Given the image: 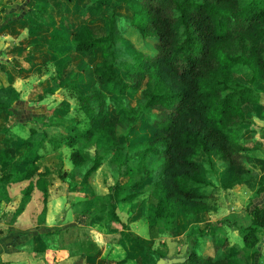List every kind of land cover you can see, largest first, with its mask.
Here are the masks:
<instances>
[{"label":"trees","instance_id":"trees-1","mask_svg":"<svg viewBox=\"0 0 264 264\" xmlns=\"http://www.w3.org/2000/svg\"><path fill=\"white\" fill-rule=\"evenodd\" d=\"M54 1L37 0L31 5L34 17L47 13L46 26L26 16L31 30L49 37L37 42L34 49L51 53V58L59 61L67 54L72 58L71 52L86 61L97 57L92 71L100 87L138 91L135 103H126L119 116L110 117L101 99L106 96L104 90L82 93L78 89L76 95L89 127L84 131L76 128L67 143L102 142V153L93 156L81 145L72 150L75 167L89 162L81 180H88L108 149L129 151L127 137L135 123L145 121L152 128L130 151L136 160L122 159L117 168L119 178L106 194L108 206L90 215L120 221L115 202H131L142 188L150 186V218L167 228L176 227L179 217L193 218L209 208L207 198L213 197L218 186L204 189L206 163L214 166L220 160L228 165L230 175L220 185L224 189L254 173L253 157L245 152L255 146L243 142L241 133L252 127L247 107L259 103L261 91L255 85L264 83V0H74L68 8L67 2H59L60 8H56ZM108 1L113 9L121 6L125 11L118 14L111 8L105 28L99 30L94 21L105 17L102 6ZM74 5L77 7L72 8ZM54 8L59 9L58 14L51 13ZM239 66L250 70L247 79L234 73ZM57 76L60 86L68 83L77 88V82H68L61 73ZM96 99L99 102L95 103ZM7 111L16 114L11 105L0 101V115ZM31 144L30 138L11 134L9 125L0 128V183L27 180L22 198L37 187L43 193L44 215L50 170H39L38 153ZM149 158L160 160L153 181L149 179ZM261 189L264 192V183ZM249 213L250 223L241 228L240 250L252 249L253 256L264 232V197ZM220 224L191 226L186 251L176 254L187 256L180 264H237L234 249L223 252L229 242L218 234ZM131 235L137 245L157 258L165 255L136 233L131 231Z\"/></svg>","mask_w":264,"mask_h":264},{"label":"rangeland","instance_id":"rangeland-1","mask_svg":"<svg viewBox=\"0 0 264 264\" xmlns=\"http://www.w3.org/2000/svg\"><path fill=\"white\" fill-rule=\"evenodd\" d=\"M59 2H67L65 8L75 3L74 0H55L56 8L60 6ZM74 7L77 6L74 5L72 8ZM111 8L118 14L125 11L121 6L113 9L112 2H105L102 6L105 17L94 21L99 30L105 28L106 17ZM58 12L59 9L55 8L51 11L53 15ZM24 15H30L35 18L33 21L44 26L48 22L47 13L43 17H34L36 13L32 6L28 5L27 0H0V31L11 25L13 19L16 18L18 21ZM3 22L7 23L2 25ZM17 25L12 23L11 34L0 33V101L11 105L16 113L10 115L7 111L3 116L0 115V128L9 125L10 130L14 125L13 121L17 120L18 124L12 128L14 132L10 133L15 137L30 138L31 147L35 146L38 153L36 162L39 170L48 168L50 172L47 175L48 194L44 215L41 212L44 204L42 191L34 187L28 197L22 198L23 188L27 184V180H22L12 181L7 187L6 194L0 192V207L6 205L9 208L5 216L3 214L0 216L5 217L7 224L15 222L18 228L23 226L29 229L28 234L34 231L35 224L47 232L46 247L39 252L42 253L43 264H55L62 259L64 263L61 264H154L157 259L155 254L137 245L131 231L139 238L150 242L162 254L181 255L188 247L189 228L203 225L205 222L221 223L217 232L226 236L229 242L223 252L227 253L230 248L234 249L232 251L236 252L234 255L237 264H264V232L260 233V240L255 247L257 252L253 256L252 249L243 247L240 250L243 246L241 228L251 221L249 208L262 201L264 197L261 189L264 183V83L255 85V88L261 91L259 103L247 107L251 111V122L257 129L247 135L245 131L241 133L243 142L255 146L254 149L245 152L253 157L251 165L255 168L248 179L224 189L220 185L230 175L228 165L220 160H216L214 166L206 163L204 167L207 183L204 189L209 190L218 186L213 197L207 198L209 208L193 218L179 217L176 220V227L167 228L163 222L150 218L153 204L150 186L142 188L131 202H115V210L120 221H111L108 217L98 220L90 213L99 207L108 206L106 194L119 178L117 168L122 159L129 157L130 160H136V156L129 153L137 148L138 140L150 135L152 128L145 121L135 123L127 137L129 151L108 149L101 164L90 174L87 181H83L82 173L89 162L75 167L70 154L79 145L86 148L91 156L97 151L102 153V142L67 143L76 132V128L84 131L89 127L88 117L76 94L78 89L82 93L104 90L106 96L101 99L105 100L104 105L106 103L110 117H117L126 103L136 102L138 91L100 87L92 71L94 63L98 61L97 57L92 61L80 59L82 56L76 57V60L73 58L75 67L72 66V58L69 59L68 54L61 61L58 59L49 61L45 58L38 61L39 65H31L25 58V51L34 50L33 46L49 38L48 34H44L43 38L36 35L29 40L25 36L29 29L26 27L21 29L20 24ZM261 44L264 47V39ZM11 56L15 59L11 60ZM64 60H67V68L65 64L62 65L65 63ZM14 63L21 64V67L18 68ZM75 68L77 71L81 70L79 77L73 74L76 72ZM233 70L243 79L250 76V70L245 66L235 67ZM58 73L67 76L68 82H77V88L66 85L68 83L60 86ZM127 154L129 155L125 156ZM148 167L152 170L149 179L151 181L157 179L160 160L149 158ZM84 207L92 208L84 210ZM15 209L16 211L12 213L11 210ZM22 209L24 213L18 218L15 213ZM2 231L0 228V233ZM25 244L31 248V243Z\"/></svg>","mask_w":264,"mask_h":264},{"label":"crops","instance_id":"crops-1","mask_svg":"<svg viewBox=\"0 0 264 264\" xmlns=\"http://www.w3.org/2000/svg\"><path fill=\"white\" fill-rule=\"evenodd\" d=\"M33 4H37V0H31L28 2V5H33ZM26 16L27 15H24V17H21L22 19H19L18 21H16V18H15V19H13L12 23H14V24L16 23V25H17V23H19L20 28L21 27L28 28L29 33H27L28 32L27 31L25 33V36L28 37L29 40L31 39V37H33V36L35 37L36 35H39V37L43 38L44 33H42L41 31H38V30H31L30 29V27H29L30 22L27 20ZM12 23H11V25L6 26V28H3L0 31V33L11 34V32H13V30H11L12 29ZM17 26H15V27H17ZM31 31H33V32H31ZM25 53H26L25 58H27L28 62L31 63V65H33V64L39 65L38 61H42L44 59V55H45V58H46V55H49L46 58L49 61L52 59L50 56L51 53L45 52L43 50H38V49L27 50V51H25ZM70 55H72V63H73V58H75V60H76L77 59L76 57L82 56L76 52H71ZM10 58H11V60H13L14 57L11 56ZM80 59H83V56ZM14 64H16V63H14ZM16 65H18V68L21 67V64H16ZM76 65L78 66V63ZM72 66H74V63L72 64ZM80 68L82 69L83 67H80ZM21 70H23V68H21ZM77 70L78 69L75 68L74 72L75 71L76 72L73 73V74H75V77H79V75H80L81 70L80 71H77ZM13 123H14V125H16V124H18V121L14 120ZM13 126L10 127V131H13V129H12ZM255 129H257V126L252 124V127H249L248 129L245 130V132H246L245 135H247L250 131L255 130ZM245 135H244V137H246ZM11 183L12 182H9V183H5L3 185L0 183V192L6 194L7 193V187ZM21 197H22V194H21ZM23 210L24 209L15 213V214H17L16 216L18 218L22 217V213H24V212H22ZM7 211H9V208H7L6 205H4L2 208L0 207V215L3 214V216H5ZM14 211H16V209L11 210L12 213ZM14 223L9 222L7 224L5 217L0 216V228L3 229V231L0 233V264H43L42 253H39V252H42L41 250L44 249V247H46V240H45L46 235L45 234L47 232H45L43 229H40L41 227H38V225L35 224L33 226L34 231L31 234H28V232L30 231L29 229H27V228L25 229V228H23V226H21V227L19 226L20 228H18V225L16 226ZM56 233H60V231H56ZM25 243H31V248H28ZM61 263H64V259L58 260L55 264H61ZM177 264H180V263H177Z\"/></svg>","mask_w":264,"mask_h":264},{"label":"water","instance_id":"water-1","mask_svg":"<svg viewBox=\"0 0 264 264\" xmlns=\"http://www.w3.org/2000/svg\"><path fill=\"white\" fill-rule=\"evenodd\" d=\"M187 256H168V255H162L159 256L154 264H177L182 263L186 259Z\"/></svg>","mask_w":264,"mask_h":264}]
</instances>
